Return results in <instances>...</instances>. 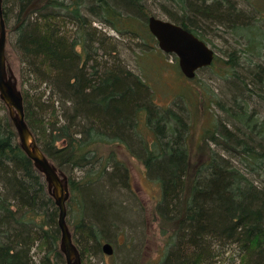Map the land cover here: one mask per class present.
<instances>
[{
	"label": "trees",
	"instance_id": "16d2710c",
	"mask_svg": "<svg viewBox=\"0 0 264 264\" xmlns=\"http://www.w3.org/2000/svg\"><path fill=\"white\" fill-rule=\"evenodd\" d=\"M3 1L25 121L67 177V224L82 258L104 252L129 225L137 197L125 152L161 188L155 212L165 246L148 264H264V0H240L262 5L248 15L233 0H166L170 22L204 42L205 30L231 32L240 46L200 71L219 73L231 97H208L225 119L205 130L210 149L196 164L185 107L158 104L147 81L144 59L158 43L144 0ZM125 44L138 72L124 61ZM178 100L186 106L185 91ZM59 217L11 117H0V264H67Z\"/></svg>",
	"mask_w": 264,
	"mask_h": 264
},
{
	"label": "rangeland",
	"instance_id": "374dc122",
	"mask_svg": "<svg viewBox=\"0 0 264 264\" xmlns=\"http://www.w3.org/2000/svg\"><path fill=\"white\" fill-rule=\"evenodd\" d=\"M239 4V9L244 14L248 15L250 11L256 12V8H261L259 4H252L240 0H233ZM240 1V2H239ZM144 5L151 11L157 18L167 20L170 10L173 11L174 6L166 0H144ZM264 12V10H263ZM259 25L264 27V20L262 19ZM95 27L107 33L109 36L115 38L121 44L122 38L109 28H102L98 23L94 24ZM262 27V28H263ZM214 28V27H213ZM203 38L207 44L215 51L216 56L220 59H227V54L234 51L235 48H240L236 44L237 40L233 37L231 32L223 30H205ZM122 39V40H120ZM126 45V52L123 55L124 61L132 69L137 71L136 51L133 46ZM9 53V59L6 56L7 73H13L19 82V62L16 54L12 51L10 44L6 40V53ZM9 60V62H8ZM147 66V81L153 88L155 100L163 107L180 108L185 107V114L190 116L191 133L189 146L192 154L193 162H201L202 155H207L210 149L209 144L203 141V134L205 130L211 125L212 121H216L218 117H224L225 114L220 112L216 106H210L208 97L216 93L219 97L231 95L224 86L222 81L217 75L219 73H209L207 71L199 72L196 76L197 81L188 80L181 72L178 60L173 55L163 53L157 44V49L153 54L149 53L144 59ZM258 62V61H257ZM262 62V61H261ZM219 67V62L214 65ZM215 69V72H220V67ZM181 72V73H179ZM180 74H182L180 76ZM186 92V103L181 100L176 101L179 93ZM225 94V95H224ZM215 95V96H216ZM225 96V98H226ZM217 98V96H216ZM227 99V98H226ZM178 102L177 105H174ZM10 116L9 110L0 99V117ZM214 147V146H213ZM122 158L127 162L131 173L132 190L137 197V201L133 200L130 207V214L125 219L129 225L119 231L122 233L111 242L113 246V254L108 255L104 252L98 254H90L83 257V264H119L124 254L131 251L132 257L126 259L123 264H132L139 261L140 264H148L158 260L164 250L166 237L162 233L163 225L155 212V207L161 196L160 186L152 181L146 173L145 167L138 160L129 157L122 153ZM70 226V225H69ZM134 226V229L131 228ZM70 228V227H69ZM71 229V228H70ZM72 230V229H71ZM128 256V255H127ZM126 256V257H127Z\"/></svg>",
	"mask_w": 264,
	"mask_h": 264
},
{
	"label": "water",
	"instance_id": "95a60500",
	"mask_svg": "<svg viewBox=\"0 0 264 264\" xmlns=\"http://www.w3.org/2000/svg\"><path fill=\"white\" fill-rule=\"evenodd\" d=\"M3 0H0V99L9 110L12 122L17 130L21 147L34 162L35 167L44 175L49 193L55 199L60 210L59 227L61 230L60 248L67 264H83L82 255L76 246L67 224V201L70 197L67 177L50 163L38 146L36 139L25 121L24 99L18 87V81L7 73L6 40L7 28L3 15ZM148 27L155 37L159 49L177 58L182 74L193 80L197 74L213 65L215 51L199 37L170 21L151 16ZM104 253L113 254V246L106 242Z\"/></svg>",
	"mask_w": 264,
	"mask_h": 264
}]
</instances>
